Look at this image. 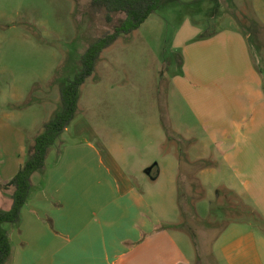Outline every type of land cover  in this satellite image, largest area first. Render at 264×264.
I'll return each mask as SVG.
<instances>
[{
    "label": "rangeland",
    "instance_id": "obj_1",
    "mask_svg": "<svg viewBox=\"0 0 264 264\" xmlns=\"http://www.w3.org/2000/svg\"><path fill=\"white\" fill-rule=\"evenodd\" d=\"M124 17L117 13L107 21L104 11L91 9L90 0H0V62L5 68L0 78L7 84L16 79L22 91V100L8 108L22 112L18 124L30 136L25 146L60 109V87L80 70L88 45L113 31ZM230 31L245 35L246 53L264 83V0H170L101 53L80 87L75 117L50 147L46 161L48 169L58 151L62 155L68 148L70 179L80 172L86 175L80 178L101 180V195L116 191L101 171L117 176L122 170L155 214L166 220L165 227H181L177 240L194 264H218L211 248L233 224L253 230L247 237L257 245V261L264 264V224L250 200L226 192L230 174L222 172L220 159L208 155L215 147H208L205 160L190 163L204 156L208 142L201 117L228 112L221 96L197 88L207 83L211 66L218 67L217 78H228L220 71L226 69L236 83L245 61L238 47L229 48L235 54L227 59L228 50L222 61L223 53L213 56L209 49H193L187 39ZM176 160L181 161L177 170L171 167ZM211 163L218 172L207 177L210 186L192 187L197 169ZM159 170L155 183L151 179L156 180ZM11 203L10 191L0 189V209Z\"/></svg>",
    "mask_w": 264,
    "mask_h": 264
},
{
    "label": "crops",
    "instance_id": "obj_2",
    "mask_svg": "<svg viewBox=\"0 0 264 264\" xmlns=\"http://www.w3.org/2000/svg\"><path fill=\"white\" fill-rule=\"evenodd\" d=\"M1 32L0 29V44L3 40ZM187 40L193 43V49H209L213 56L223 53L222 61L235 54L230 50L234 47H238L244 56V73L236 83H233V74L226 69L220 71L229 77L217 78L219 69L211 66L208 72L212 75L206 79L207 83H202L205 86L195 89L207 95L217 93L228 112L221 114L222 109L201 117L204 126L208 127V142L204 156L190 163L205 160L208 147L214 146L212 154L207 151L208 155L220 159L222 172L230 174L224 185L226 192L250 200L264 224V83L246 53L249 52L248 41L244 34L241 36L231 31L227 34L211 33L200 39L192 36ZM228 50L231 52L226 59ZM4 70L0 62V76ZM20 91L16 79L7 84L0 78L2 184L8 182L24 162L25 140L30 137L18 124L22 112L8 108L15 107L22 100ZM50 149L43 168L30 177L31 190L19 221L6 228L12 246L8 264L195 263L177 240L176 234H183L181 227H165L163 221L166 220L155 214L122 170L117 171V176L108 170L101 171L116 189L113 194L101 195V180L80 178L85 175L80 172L78 179L74 176L73 180L70 179L66 170L71 166L66 160L68 148L62 155L58 151L55 163L47 169ZM75 149L77 147L70 150L71 158ZM180 166V160L171 162V167L176 170ZM195 168L192 167V171L198 170V177L191 181L192 187H209L207 177L210 172L211 176L218 172L215 165L204 164L197 170ZM160 176L159 170L156 180L150 179L158 183ZM172 180L174 182L175 177ZM236 225L228 226L215 239L211 248L214 260L218 264H260L257 245L250 243L247 237L253 230ZM259 242L263 243V238L260 237Z\"/></svg>",
    "mask_w": 264,
    "mask_h": 264
},
{
    "label": "trees",
    "instance_id": "obj_3",
    "mask_svg": "<svg viewBox=\"0 0 264 264\" xmlns=\"http://www.w3.org/2000/svg\"><path fill=\"white\" fill-rule=\"evenodd\" d=\"M170 0H90L95 11H104L107 21L114 14L125 15L122 22L113 31L107 32L92 41L81 57V68L60 87L61 107L54 117L44 123L43 130L31 141L26 142V157L16 174L6 183H0L1 190L10 191L12 203L9 209H0V264L10 257L12 246L4 224L19 221L21 211L31 190V175L41 170L45 164L48 149L75 117L80 97V87L93 73L101 53L111 46L120 34H129L137 30L150 14Z\"/></svg>",
    "mask_w": 264,
    "mask_h": 264
},
{
    "label": "water",
    "instance_id": "obj_4",
    "mask_svg": "<svg viewBox=\"0 0 264 264\" xmlns=\"http://www.w3.org/2000/svg\"><path fill=\"white\" fill-rule=\"evenodd\" d=\"M148 172H150V169L148 170Z\"/></svg>",
    "mask_w": 264,
    "mask_h": 264
}]
</instances>
